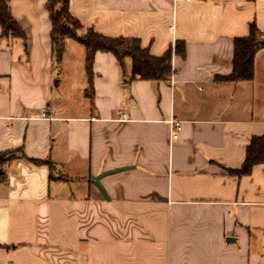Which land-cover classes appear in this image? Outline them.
Here are the masks:
<instances>
[{"label": "crops", "instance_id": "1", "mask_svg": "<svg viewBox=\"0 0 264 264\" xmlns=\"http://www.w3.org/2000/svg\"><path fill=\"white\" fill-rule=\"evenodd\" d=\"M45 3L8 0L25 42L0 40V152L18 153L0 180V264H264V165L227 173L264 136V48L251 81H218L234 40L264 35V0H70L84 29L152 56L184 45L166 81L96 53L90 84L81 45L55 60Z\"/></svg>", "mask_w": 264, "mask_h": 264}, {"label": "trees", "instance_id": "2", "mask_svg": "<svg viewBox=\"0 0 264 264\" xmlns=\"http://www.w3.org/2000/svg\"><path fill=\"white\" fill-rule=\"evenodd\" d=\"M70 0H46L45 8L51 22L50 40L52 53L60 61L67 41H74L85 51V73L88 83L92 80V64L96 53H110L119 66L130 61V81H166L171 74V57L184 55V45L176 42L174 49H168L159 57L150 55L135 39L108 38L98 34L92 28L84 29L80 22L69 12ZM74 27L75 31L71 28ZM83 29V34L77 31ZM20 40L25 42V35L9 12L8 0H0V40ZM264 48V35L260 34L254 24L249 26L247 37L236 38L233 46L232 72L218 81L239 83L248 82L253 77V58L257 51ZM18 155L17 151L0 152V180L4 178V166ZM34 165H48L42 160L28 159ZM264 165V136L250 140L245 151V158L240 169L227 173L243 177L251 173L253 167Z\"/></svg>", "mask_w": 264, "mask_h": 264}, {"label": "built area", "instance_id": "3", "mask_svg": "<svg viewBox=\"0 0 264 264\" xmlns=\"http://www.w3.org/2000/svg\"><path fill=\"white\" fill-rule=\"evenodd\" d=\"M189 1V0H187ZM169 124H170V128H171V138L173 140L177 139L178 137V132L180 131V123L176 120H170L169 121Z\"/></svg>", "mask_w": 264, "mask_h": 264}, {"label": "rangeland", "instance_id": "4", "mask_svg": "<svg viewBox=\"0 0 264 264\" xmlns=\"http://www.w3.org/2000/svg\"><path fill=\"white\" fill-rule=\"evenodd\" d=\"M71 29L75 31V28H74V27H72ZM77 33H78L79 35H82V34H83V29L77 31Z\"/></svg>", "mask_w": 264, "mask_h": 264}]
</instances>
